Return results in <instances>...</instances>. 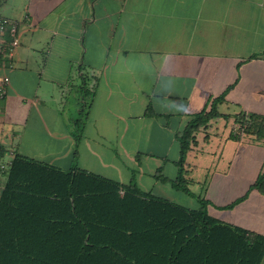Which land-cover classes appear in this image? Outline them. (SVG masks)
Here are the masks:
<instances>
[{
  "label": "crops",
  "instance_id": "crops-1",
  "mask_svg": "<svg viewBox=\"0 0 264 264\" xmlns=\"http://www.w3.org/2000/svg\"><path fill=\"white\" fill-rule=\"evenodd\" d=\"M0 15L18 22L20 39L12 67L0 52V77L10 78L2 159L13 151L135 182L189 209L205 200L212 217L264 236V194L254 188L264 139L232 138L238 115L264 118V0H0ZM90 76L93 96L83 91ZM221 95L225 117L196 135L184 193L174 185L180 137Z\"/></svg>",
  "mask_w": 264,
  "mask_h": 264
},
{
  "label": "trees",
  "instance_id": "trees-1",
  "mask_svg": "<svg viewBox=\"0 0 264 264\" xmlns=\"http://www.w3.org/2000/svg\"><path fill=\"white\" fill-rule=\"evenodd\" d=\"M90 76L84 94L93 96ZM94 84V86H93ZM212 100L180 137L176 189L191 194L185 179L196 135L225 117ZM90 102L76 121L79 144ZM233 139H264V118L236 117ZM236 134V136H234ZM5 152H0V159ZM254 188L264 194V175ZM189 209L77 167L62 170L16 153L0 198V264H261L264 236L224 223L207 211ZM232 207V206H230Z\"/></svg>",
  "mask_w": 264,
  "mask_h": 264
},
{
  "label": "built area",
  "instance_id": "built-area-1",
  "mask_svg": "<svg viewBox=\"0 0 264 264\" xmlns=\"http://www.w3.org/2000/svg\"><path fill=\"white\" fill-rule=\"evenodd\" d=\"M18 22L0 15V52L12 67L10 60L20 46L18 38ZM10 87V78L0 77V98L6 97ZM16 153L11 151L9 159H0V189H3L7 175L12 168Z\"/></svg>",
  "mask_w": 264,
  "mask_h": 264
},
{
  "label": "rangeland",
  "instance_id": "rangeland-1",
  "mask_svg": "<svg viewBox=\"0 0 264 264\" xmlns=\"http://www.w3.org/2000/svg\"><path fill=\"white\" fill-rule=\"evenodd\" d=\"M217 124L215 125V127H217V128H220L222 131H223V127H224V125L226 124L227 125V123H226V121L225 120H220V121H215ZM230 127L228 126V129H229ZM226 129L224 128V131H225Z\"/></svg>",
  "mask_w": 264,
  "mask_h": 264
}]
</instances>
